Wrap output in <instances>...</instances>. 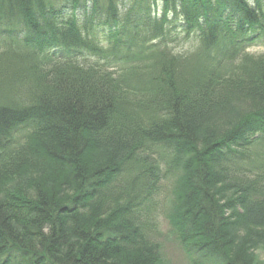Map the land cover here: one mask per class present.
<instances>
[{"label":"trees","instance_id":"16d2710c","mask_svg":"<svg viewBox=\"0 0 264 264\" xmlns=\"http://www.w3.org/2000/svg\"><path fill=\"white\" fill-rule=\"evenodd\" d=\"M258 41L264 0H0V264H160L167 178L193 264H264Z\"/></svg>","mask_w":264,"mask_h":264},{"label":"rangeland","instance_id":"374dc122","mask_svg":"<svg viewBox=\"0 0 264 264\" xmlns=\"http://www.w3.org/2000/svg\"><path fill=\"white\" fill-rule=\"evenodd\" d=\"M61 5L63 4L61 3ZM78 16L81 21L85 20L83 11L78 12ZM196 46L197 42L195 40L173 45L175 51H180L181 53L195 52ZM246 49L248 53L257 56L264 53V43L261 41L254 42ZM253 151L255 155L257 153L263 154L264 149L260 146L253 149ZM173 200L172 180L171 178L164 179L160 182L154 196L146 203V208L142 213L140 212L141 218L151 240L159 245L160 264H193V261L188 258L179 244L176 232L172 230L166 219ZM260 258H264L263 253H260ZM195 260L200 263V259L197 256Z\"/></svg>","mask_w":264,"mask_h":264}]
</instances>
